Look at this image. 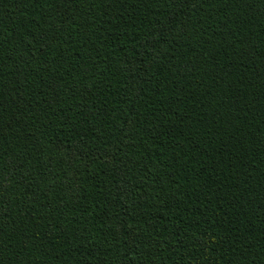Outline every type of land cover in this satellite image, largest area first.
I'll use <instances>...</instances> for the list:
<instances>
[{"label": "trees", "instance_id": "16d2710c", "mask_svg": "<svg viewBox=\"0 0 264 264\" xmlns=\"http://www.w3.org/2000/svg\"><path fill=\"white\" fill-rule=\"evenodd\" d=\"M0 264H264V0H0Z\"/></svg>", "mask_w": 264, "mask_h": 264}]
</instances>
